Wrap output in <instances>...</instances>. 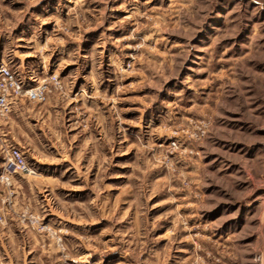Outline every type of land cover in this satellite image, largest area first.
<instances>
[{"label":"rangeland","instance_id":"rangeland-1","mask_svg":"<svg viewBox=\"0 0 264 264\" xmlns=\"http://www.w3.org/2000/svg\"><path fill=\"white\" fill-rule=\"evenodd\" d=\"M1 64L0 264H264V0H0Z\"/></svg>","mask_w":264,"mask_h":264},{"label":"built area","instance_id":"built-area-1","mask_svg":"<svg viewBox=\"0 0 264 264\" xmlns=\"http://www.w3.org/2000/svg\"><path fill=\"white\" fill-rule=\"evenodd\" d=\"M46 87L37 86L28 90L23 89V84L10 67L0 65V119L7 117L12 112L16 100L25 96L34 102L44 99ZM22 153L18 149H11L5 166L6 174L27 172Z\"/></svg>","mask_w":264,"mask_h":264}]
</instances>
